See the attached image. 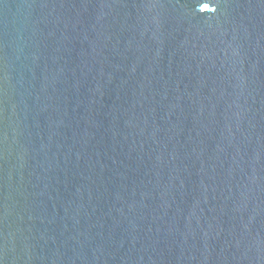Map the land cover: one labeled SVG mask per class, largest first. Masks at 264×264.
Segmentation results:
<instances>
[{"label": "water", "instance_id": "obj_1", "mask_svg": "<svg viewBox=\"0 0 264 264\" xmlns=\"http://www.w3.org/2000/svg\"><path fill=\"white\" fill-rule=\"evenodd\" d=\"M0 264H264V0H0Z\"/></svg>", "mask_w": 264, "mask_h": 264}, {"label": "snow or ice", "instance_id": "obj_2", "mask_svg": "<svg viewBox=\"0 0 264 264\" xmlns=\"http://www.w3.org/2000/svg\"><path fill=\"white\" fill-rule=\"evenodd\" d=\"M205 7H207V5H205Z\"/></svg>", "mask_w": 264, "mask_h": 264}]
</instances>
